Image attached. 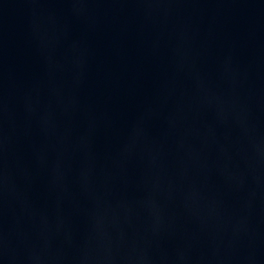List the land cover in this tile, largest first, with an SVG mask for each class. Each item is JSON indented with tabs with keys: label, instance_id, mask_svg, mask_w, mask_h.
<instances>
[{
	"label": "water",
	"instance_id": "95a60500",
	"mask_svg": "<svg viewBox=\"0 0 264 264\" xmlns=\"http://www.w3.org/2000/svg\"><path fill=\"white\" fill-rule=\"evenodd\" d=\"M0 264H264V0H0Z\"/></svg>",
	"mask_w": 264,
	"mask_h": 264
}]
</instances>
